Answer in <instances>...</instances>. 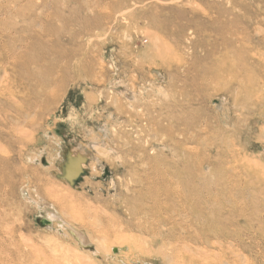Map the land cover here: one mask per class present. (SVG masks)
<instances>
[{"label":"rangeland","instance_id":"rangeland-1","mask_svg":"<svg viewBox=\"0 0 264 264\" xmlns=\"http://www.w3.org/2000/svg\"><path fill=\"white\" fill-rule=\"evenodd\" d=\"M203 261L264 264V0H0V264Z\"/></svg>","mask_w":264,"mask_h":264},{"label":"bare ground","instance_id":"bare-ground-1","mask_svg":"<svg viewBox=\"0 0 264 264\" xmlns=\"http://www.w3.org/2000/svg\"><path fill=\"white\" fill-rule=\"evenodd\" d=\"M73 151L70 148H67L64 153V160L60 163V171H53L55 178H59V180H69L72 184H75L77 181L79 182V178L81 174H84L85 169L87 168L86 162H87V156L85 155H79V154H73ZM49 164V163H48ZM86 173V172H85ZM83 178V177H82ZM88 178V177H87ZM158 198V197H157ZM36 206L39 211L44 212L43 214V220L46 227H57V230L59 228H62L67 225V229L71 232V234L78 240L79 245L83 248L90 247L85 233L79 231L74 225H70V222L68 218H65L54 205L46 204L44 201H36ZM67 217V216H66ZM54 222H57V224H54ZM60 230V229H59ZM76 253L81 254L82 249H80L79 246L75 249ZM112 250L114 252H117V247H112ZM206 261V260H205ZM180 263V262H179ZM182 263V262H181ZM201 263V262H198ZM204 261L202 262V264ZM210 264V262H206Z\"/></svg>","mask_w":264,"mask_h":264}]
</instances>
